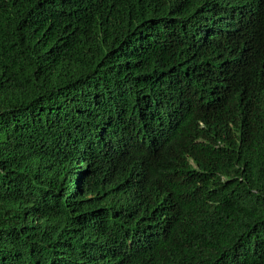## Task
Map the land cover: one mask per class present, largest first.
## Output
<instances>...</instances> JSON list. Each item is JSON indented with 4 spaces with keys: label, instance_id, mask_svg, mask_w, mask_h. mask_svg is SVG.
Masks as SVG:
<instances>
[{
    "label": "trees",
    "instance_id": "1",
    "mask_svg": "<svg viewBox=\"0 0 264 264\" xmlns=\"http://www.w3.org/2000/svg\"><path fill=\"white\" fill-rule=\"evenodd\" d=\"M0 264H264V0H0Z\"/></svg>",
    "mask_w": 264,
    "mask_h": 264
}]
</instances>
